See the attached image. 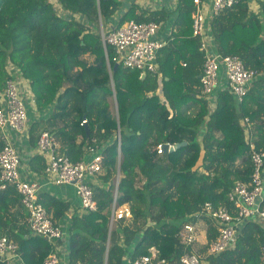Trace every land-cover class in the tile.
I'll return each mask as SVG.
<instances>
[{
    "label": "trees",
    "instance_id": "trees-1",
    "mask_svg": "<svg viewBox=\"0 0 264 264\" xmlns=\"http://www.w3.org/2000/svg\"><path fill=\"white\" fill-rule=\"evenodd\" d=\"M143 1L129 0L117 27L107 33L130 21L162 25L175 15L158 55V73L144 77L118 64L114 49L104 46L100 18L114 17L122 0H0V96L8 80L22 79L36 110L47 117L31 124V145L48 131L73 162L86 156L94 140L104 147L100 185L93 184L98 210L73 214L67 264H129L151 255L152 248L159 260L178 264L187 250L192 252L179 237L189 217L209 202L233 207L232 188L250 180L245 118L257 149L264 150V0L257 9L243 1L209 21L211 51L238 56L245 68L261 74L242 103L219 90L215 107L203 96L199 79L205 53L193 36L194 0H176L172 12L144 11ZM58 6L67 16L57 12ZM64 77L75 85L65 92ZM181 143L186 145L173 152L157 149ZM3 147L0 138V151ZM31 164L45 172L40 155ZM39 201L56 225L70 210L49 195H39ZM115 202L128 205L133 217L120 220L118 230L110 232ZM28 217L15 188L0 190V235L18 245L24 264H44L53 246L31 234ZM202 221L207 225L205 264H264L261 224L245 222L228 250L207 256L219 227L208 217Z\"/></svg>",
    "mask_w": 264,
    "mask_h": 264
},
{
    "label": "built area",
    "instance_id": "built-area-1",
    "mask_svg": "<svg viewBox=\"0 0 264 264\" xmlns=\"http://www.w3.org/2000/svg\"><path fill=\"white\" fill-rule=\"evenodd\" d=\"M246 0H194L193 36L200 39V50L205 53V61L200 83L202 94L209 103L216 101L215 91L225 78V90L229 91L240 103L247 96L252 83L261 77L255 70L245 68L238 56H222L212 52V37L206 23L219 15L223 10L233 8ZM252 3L254 0H247ZM161 25L155 22L138 23L130 21L120 29L103 34L105 48L110 45L116 56L114 60L125 68L138 70L141 76L156 74L159 71L158 55L165 47L166 41L158 34ZM186 66V64H184ZM25 91L30 89L22 79H10L6 82L3 95L0 96V138L4 147L0 151V190L15 188L21 197V203L27 210L28 225L33 236L46 239L52 246L63 240L65 233L60 225H56L47 209L39 201L42 184L27 181L21 174V157L18 148L11 142L10 132L21 137L28 131L29 114ZM82 125H87L85 119ZM247 140L251 150L253 172L248 182L238 181L229 193V202L233 205L215 207L206 203L194 216L189 217L180 232L181 244L186 251L178 264H205L202 256L193 248L198 242L199 229L197 223L203 217L212 219L219 227V236L208 249L207 256L219 255L228 250L235 242L239 229L247 221H255L264 227V150H258L253 141V130L248 118L244 119ZM120 146V136L118 137ZM172 147L171 145H169ZM164 152V146L157 147ZM37 150L45 160V174L53 184L72 186L80 200L81 210L96 212L98 204L94 195L93 180L102 171L104 147L94 140L87 148V154L78 162H73L61 154L60 145L55 136L43 131L40 134ZM119 183H116L118 187ZM128 205H113L110 218V229L123 219H132ZM264 250V245L262 246ZM151 255L140 256L129 264H167L159 260L158 251L150 250ZM0 262L4 264H24L18 245L8 236L0 235ZM44 264H61L59 253L55 247L49 253Z\"/></svg>",
    "mask_w": 264,
    "mask_h": 264
},
{
    "label": "crops",
    "instance_id": "crops-1",
    "mask_svg": "<svg viewBox=\"0 0 264 264\" xmlns=\"http://www.w3.org/2000/svg\"><path fill=\"white\" fill-rule=\"evenodd\" d=\"M260 0H254L252 2V5H256L255 9L258 8V2ZM123 2V8L121 9L120 12H118L114 17L109 18L107 20H103L100 18V26L101 25L104 27V29H108V31L112 28L117 27L118 21L120 17L124 14V12L129 8L130 3L129 0H122ZM141 9L144 11H157L161 9H165L167 12H172L176 8V0H146L143 2L139 3ZM254 9V8H253ZM68 14V13H67ZM195 14V12H194ZM193 14V16H194ZM192 16V19H193ZM175 20V15L172 14L170 16V19L166 22H164L161 25V30L158 34V36L161 39H166L168 33L171 31L173 28ZM206 27H208L209 32H210V26L208 22L206 23ZM101 30V29H100ZM105 34V33H104ZM225 78L222 76L221 77V83L220 86H218V89L215 91V99L217 100L216 92L219 90H224L225 91ZM29 95H32L31 92ZM152 95V94H150ZM27 107L28 108V114H29V122H28V131L25 136L21 137L19 135H16L15 133L10 132L11 136V142L18 148L20 157H21V174L23 179L27 181H36L40 184H42V190L40 191L39 195H49L53 198L59 199L61 202L67 203L70 206V210L67 213V215L62 218L58 224L64 229V239L55 243L53 247H55L59 253L60 259H61V264H67L68 262V251H69V233L68 230L70 226L72 225V216L75 213H81L83 212L80 207V200L76 194L75 188L72 186H67V185H62L58 186L52 183V181L49 179V177L45 174V172H38L35 169L36 166H32L31 162L32 160L36 157L39 156L38 150H37V144L34 147L31 145L30 138H29V129L32 123L35 121H41V120H46L47 117L45 113L38 112L35 107V102L34 99L32 98H27ZM33 104V105H32ZM216 101L212 104H210V107H215ZM35 108V109H34ZM117 109V106H116ZM35 110L37 112H35ZM82 140V137H80V141ZM60 145V144H59ZM60 150H61V145H60ZM34 168V169H33ZM119 176V175H118ZM118 176L116 183L118 182ZM93 180V184L100 185V181L97 179V176H95ZM115 183V185H116ZM117 188V187H116ZM115 188L114 194L117 192V189ZM51 215V214H50ZM113 215V207L111 209V216ZM52 217V216H51ZM118 223H115V225L112 228L113 230H118ZM200 230H199V238L198 242L194 246L193 250L198 253L202 257H206V254H202V251L204 247L207 245V225L204 221H201V224H199ZM116 228V229H115Z\"/></svg>",
    "mask_w": 264,
    "mask_h": 264
},
{
    "label": "water",
    "instance_id": "water-1",
    "mask_svg": "<svg viewBox=\"0 0 264 264\" xmlns=\"http://www.w3.org/2000/svg\"><path fill=\"white\" fill-rule=\"evenodd\" d=\"M117 69H118V64L115 65V67H114V71H117ZM201 78H202V77L199 76V79H201ZM74 87H75V85H74V84H71V83L68 81L67 77H64L63 86H62V91L65 92V91H67L68 89H71V88H74ZM86 132H87V135L89 136V135H90V129H89L88 127H86ZM185 145H186V143L177 144V145L172 146V147H170L169 145H165V146H164V151H165V152H168V151L173 152V151H176V150H178V149L184 147ZM119 180H120V172H119V176H118V183H119ZM116 189H117V192H116V193H118V187H117ZM110 232H111V229H110Z\"/></svg>",
    "mask_w": 264,
    "mask_h": 264
},
{
    "label": "rangeland",
    "instance_id": "rangeland-1",
    "mask_svg": "<svg viewBox=\"0 0 264 264\" xmlns=\"http://www.w3.org/2000/svg\"><path fill=\"white\" fill-rule=\"evenodd\" d=\"M255 7H256V5L254 4V5H252V8H254L255 9ZM57 8V12L60 14V15H63V16H67V13H65L59 6L58 7H56ZM100 32L102 33V35L104 34V33H107L108 32V29H104V27L101 25V27H100ZM25 95H24V99H26V103H28L27 102V98H32L33 96L32 95H29V92L28 91H25ZM33 105V104H32ZM28 106V105H27ZM116 107V106H115ZM29 108V107H28ZM35 109V108H34ZM212 109V108H211ZM35 112H37L36 110H35ZM199 224H201V222H199V223H197V225H198V229L200 230V226H199ZM116 229V228H115ZM204 256H205V254H204ZM202 259H204V257H202Z\"/></svg>",
    "mask_w": 264,
    "mask_h": 264
}]
</instances>
